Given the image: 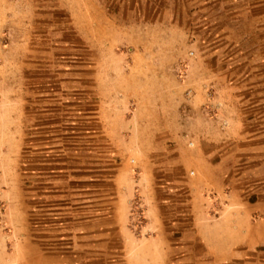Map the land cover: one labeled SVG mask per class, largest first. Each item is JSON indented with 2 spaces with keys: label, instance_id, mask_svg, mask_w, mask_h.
<instances>
[{
  "label": "rangeland",
  "instance_id": "374dc122",
  "mask_svg": "<svg viewBox=\"0 0 264 264\" xmlns=\"http://www.w3.org/2000/svg\"><path fill=\"white\" fill-rule=\"evenodd\" d=\"M263 2L0 0V264L37 263L32 245L40 255L58 249L62 229L59 218L52 217L53 201L60 205L78 198L49 195L58 187H77L75 180L85 174L79 169L93 164L109 168L101 177H114L118 188L135 187L128 209L134 233L139 234L146 212L137 190L143 182L159 188L169 217H176L178 209L181 217H190L188 182L198 179L194 171L204 179L218 176L198 156L199 147L215 160L216 151L230 155L236 143L221 142L218 126H203L200 113L193 119L197 125H189V91L204 88L209 108L201 116L211 118L210 106L219 100L212 82L220 80L214 76L226 50L236 52L238 39L253 41L251 11L247 17L243 13ZM131 70L144 81V94L127 102L124 95L104 125L99 87L109 77L115 85L118 75ZM157 76L170 93L151 91ZM135 96L144 98L140 112L132 104ZM180 114L184 121L179 125ZM131 120H144V125L130 126ZM106 129L121 135L111 141ZM193 131L202 141H194ZM57 150L66 154L56 157ZM226 186L219 194L200 187L193 201L203 213L216 214L231 189ZM248 194L252 201L254 195ZM186 225L180 226L181 234ZM200 244L192 242V252L176 258L182 264H204ZM216 261L207 264H226ZM246 261L264 264V254Z\"/></svg>",
  "mask_w": 264,
  "mask_h": 264
},
{
  "label": "crops",
  "instance_id": "0c3cea01",
  "mask_svg": "<svg viewBox=\"0 0 264 264\" xmlns=\"http://www.w3.org/2000/svg\"><path fill=\"white\" fill-rule=\"evenodd\" d=\"M250 11L253 41L248 40L249 36L238 39L236 52L228 48L224 53L223 67L219 75L214 76L220 81L217 85L212 82L213 93L219 95V100L210 106L213 110L211 118L201 116L209 108L203 101L204 88L197 85L189 91V125H197L193 119L200 113L203 126L208 127L210 122L218 126L221 142L236 143L231 156L222 149L214 153L215 160L203 153L202 146L199 147L198 156L202 159L203 155L204 164L218 170V176L204 179L200 171H194L198 179L188 182L190 217H181L184 212L179 209L176 217H169L166 212L169 203L160 197L159 188L147 187L143 182L137 190L146 212L139 234L134 233L128 225V209L135 187L118 188L115 179L113 182L114 177H101L100 173L109 168L101 167L100 163L93 164V167L79 169L85 174L75 180L79 182L77 187H58L49 195L53 199L58 196L67 198L68 195L78 199L72 203L63 201L60 205L53 201L52 217L59 218L58 227L62 229L60 243L55 247L58 249L44 255H40L38 246L32 245L38 254L35 264H182L176 257L182 251L191 253L192 242L201 243L204 264L214 263L219 258L226 264H249L248 258L258 261L259 255L264 254V2L245 9L243 14L247 17ZM136 58L140 61L142 57ZM106 72L111 74V70ZM117 77L121 81H116L115 85L109 77L106 85L99 87L98 93L103 94L98 100L102 104L99 117L104 125H108L112 106L118 104L124 95L127 102L134 95L144 94V81L136 79L132 70ZM155 82V90L151 91L163 96L170 93L159 83V76ZM113 94L121 98H114ZM139 100L144 102V98L135 96L132 103L136 106L135 112L143 110L144 103ZM108 101L110 103H106ZM182 121L184 117L180 114L175 123L180 125ZM139 122L131 120L130 126H138ZM140 123L144 125V120ZM198 134L193 131L194 141H202ZM105 135L113 141L114 136L121 134L106 129ZM57 152L56 157L66 154L62 150ZM248 177L253 179L247 183ZM225 186L231 189L218 213H203L194 203L200 187L219 194ZM249 191L254 195L252 201ZM194 204L196 208H193ZM182 224H188L182 230L186 231L182 233L185 237L179 230ZM193 258L198 261L197 256ZM202 258L199 259L202 261Z\"/></svg>",
  "mask_w": 264,
  "mask_h": 264
}]
</instances>
